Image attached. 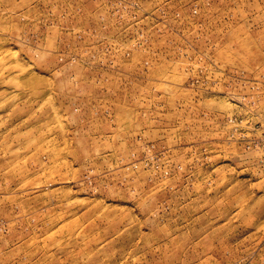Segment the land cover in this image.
I'll use <instances>...</instances> for the list:
<instances>
[{"label":"rangeland","instance_id":"1","mask_svg":"<svg viewBox=\"0 0 264 264\" xmlns=\"http://www.w3.org/2000/svg\"><path fill=\"white\" fill-rule=\"evenodd\" d=\"M0 264H264V0H0Z\"/></svg>","mask_w":264,"mask_h":264}]
</instances>
